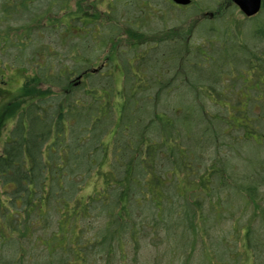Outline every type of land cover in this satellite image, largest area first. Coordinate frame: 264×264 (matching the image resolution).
<instances>
[{
  "label": "trees",
  "instance_id": "1",
  "mask_svg": "<svg viewBox=\"0 0 264 264\" xmlns=\"http://www.w3.org/2000/svg\"><path fill=\"white\" fill-rule=\"evenodd\" d=\"M207 1L0 0V264H264V51L177 37Z\"/></svg>",
  "mask_w": 264,
  "mask_h": 264
},
{
  "label": "rangeland",
  "instance_id": "2",
  "mask_svg": "<svg viewBox=\"0 0 264 264\" xmlns=\"http://www.w3.org/2000/svg\"><path fill=\"white\" fill-rule=\"evenodd\" d=\"M168 3L172 4L170 0H166ZM225 0H216L218 2L215 4V1L210 3V0L207 1V4L209 5H215L214 9L210 11H204L200 13H194L192 16L191 13L184 14H191V17L187 19L185 24L181 28V32L177 35V37L181 38L183 40L187 39L193 47H198L202 45V42L199 41V38L201 37L202 31L196 30L199 25L202 26V23L205 22L204 27L207 26L210 27H219L220 25L226 24L228 25L229 32L232 34L234 38H236V45L247 42V45L245 46V49L248 48L250 51H254V53H258L261 51H264V35L261 37L260 41H250L254 36V29L257 30L259 27L264 25V10H262L257 16H254V20L257 22H248L244 19V16L241 15L239 11H237L236 7H234L235 11L229 10L230 7H232V3H228V5H224L219 11L220 5L224 3ZM156 2L160 5L159 7L165 6V0H156ZM196 6H198L199 3L202 4V0H192ZM193 5V3H191ZM190 4V5H191ZM168 16H170V19L174 22L177 20V24L182 22L183 15L176 13L178 10L168 9ZM233 12V13H232ZM176 24V25H177ZM154 25H151L153 27ZM158 28V27H157ZM155 28V29H157ZM252 33L250 34V32ZM167 33V32H166ZM240 34V40L238 39V35ZM221 35V34H220ZM211 36H208L210 38ZM227 44H230L232 39L229 35H227V32L222 34L221 37ZM262 41V42H261ZM46 42V41H45ZM215 47V46H214ZM213 47V48H214ZM243 50V51H244ZM247 55V54H245ZM240 58V62H242ZM3 83H0V153L2 150V146L4 142L6 141L8 137L9 129L12 125V121L10 118L7 117L5 112V107L10 102L17 100L20 95V88L22 85V80L19 79V77L15 74L13 71L6 72ZM2 76V78H3ZM116 83H120L121 75H118L116 77ZM253 89L248 86L245 88V92L252 91ZM214 110H211L213 112ZM257 112V111H256ZM255 114H262V113H255ZM238 215H236V218Z\"/></svg>",
  "mask_w": 264,
  "mask_h": 264
},
{
  "label": "water",
  "instance_id": "3",
  "mask_svg": "<svg viewBox=\"0 0 264 264\" xmlns=\"http://www.w3.org/2000/svg\"><path fill=\"white\" fill-rule=\"evenodd\" d=\"M178 6H187L191 0H170ZM232 2L247 17H251L260 10L261 0H232Z\"/></svg>",
  "mask_w": 264,
  "mask_h": 264
},
{
  "label": "flooded vegetation",
  "instance_id": "4",
  "mask_svg": "<svg viewBox=\"0 0 264 264\" xmlns=\"http://www.w3.org/2000/svg\"><path fill=\"white\" fill-rule=\"evenodd\" d=\"M263 6H264V1L263 0H261V5H260V7H261V9L263 8ZM238 11V10H237ZM257 16V15H256ZM254 17H251V18H245L244 17V19L246 20V21H248V22H255V24L257 23L254 19H253ZM240 34L238 35V39L240 40Z\"/></svg>",
  "mask_w": 264,
  "mask_h": 264
},
{
  "label": "bare ground",
  "instance_id": "5",
  "mask_svg": "<svg viewBox=\"0 0 264 264\" xmlns=\"http://www.w3.org/2000/svg\"><path fill=\"white\" fill-rule=\"evenodd\" d=\"M263 10H264V6H263V8H262Z\"/></svg>",
  "mask_w": 264,
  "mask_h": 264
}]
</instances>
